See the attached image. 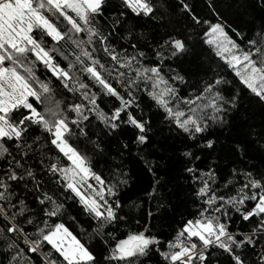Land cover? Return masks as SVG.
I'll return each mask as SVG.
<instances>
[{"label":"snow or ice","instance_id":"snow-or-ice-1","mask_svg":"<svg viewBox=\"0 0 264 264\" xmlns=\"http://www.w3.org/2000/svg\"><path fill=\"white\" fill-rule=\"evenodd\" d=\"M180 3L184 11L192 12L184 0ZM260 3L264 6V0ZM109 4L110 0H0V138L18 150H31L41 139L36 136L32 145L26 144L32 129L47 134L48 144L67 162L50 163L47 171L57 176L65 198L78 202L82 213L95 221L91 237H100L106 244L108 238L114 240L102 264H133L153 247L164 264H207L206 253L213 246L228 253L234 264H244L242 255L234 250L254 245L257 238L264 239V171L254 174L233 168L231 175L243 177L244 183L229 179L222 186V194L213 187L216 171L209 168L197 176L195 168L186 167L184 171L199 185L192 194L202 203L194 218L181 221L182 227L166 245L148 233L147 224L121 234L122 238L107 232V227L126 222L127 215L120 214L124 205L117 193L128 181L119 173L115 182L106 180L75 146L80 137L87 139L90 135L91 121L85 113L94 115L111 133L130 128L133 142L144 145L149 141L151 116L145 118L147 105L141 104L138 93L147 96L165 121L193 141L208 131L209 122L224 125L226 113L237 106V95L227 98L218 90L223 83L220 78L205 81L188 95L178 92L175 83H186L185 77L165 64L187 52L181 38L169 36L152 56L136 51L135 44L131 45L132 54L118 51L96 21ZM120 8L124 11L110 17L111 31L117 33L122 28L128 30L124 21L129 14L138 18L154 12L151 0H120ZM191 20L207 26L203 43L243 88L264 103V20L252 38L236 28H231L230 35L226 30L230 26L200 20L195 14ZM40 68L46 77L38 74ZM98 97L111 102L107 110ZM73 126L78 129L75 134ZM214 145L215 141L205 140V147ZM239 149L237 145L234 150ZM19 154L23 158L27 152ZM192 155L191 151L183 153L188 158ZM8 156L9 148L0 142V158ZM29 180L33 185L30 190ZM40 184L22 159L13 157L0 169V241L8 250L16 251L12 260L19 258L31 264L27 256L31 253L38 255L42 264H57L52 258L55 253L60 264H97L93 251L61 222L64 204L42 192ZM232 187L234 193L227 194ZM29 191L35 193L31 201L35 207L29 206L25 195ZM154 192L155 185L146 195L153 197ZM233 213L252 225L250 231H229L225 221H231ZM54 218L56 222L50 223ZM45 245L50 251H41ZM259 259L264 264V254Z\"/></svg>","mask_w":264,"mask_h":264},{"label":"trees","instance_id":"trees-1","mask_svg":"<svg viewBox=\"0 0 264 264\" xmlns=\"http://www.w3.org/2000/svg\"><path fill=\"white\" fill-rule=\"evenodd\" d=\"M151 2L154 12L150 17L141 15L134 18V14H129L128 19L124 21L128 30L122 28L117 33L111 31L110 17L124 10L120 8V0H110L104 14L96 17L104 34L110 35V44L118 51H126L128 54L133 53L131 45L135 44L138 45L136 51L152 56L157 46L163 44L169 36L183 39L187 44V52L178 58L167 60L165 64L166 68H174L185 77L186 83H175L178 92L188 95L194 89L201 88L205 81L220 78L223 83L218 90L227 98L237 95L236 108L226 113L224 125H212L209 122L208 131L201 134L202 138L193 141L165 121L163 115L148 101L147 96L138 93V96H142L141 104L147 105L144 107L145 118L151 116L149 141L146 144H135V137L130 128L111 133L102 123L95 120L94 115L85 113L91 121L88 125L90 135L87 139L80 137L75 146L88 158L93 170L101 173L106 180L115 182L116 173H119L121 178L128 181L117 193L124 205L120 214L127 215L126 222L107 227V232H114L116 238H122L121 234L126 235L129 230H140L147 224L148 233L157 236L166 245L167 240L172 239L182 227L181 221L194 218L202 203L192 194L199 185L191 178V174L184 171L186 167L195 168L197 176L201 171L207 172L212 168L217 173L213 187L222 194L225 193L222 186L229 179L237 184L244 183L243 177L231 175L233 168L254 174L264 171V103L243 88L232 71L203 43V31L207 30V26L193 23L191 15L195 14L200 20L230 26L226 29L230 35L231 28H236L252 38L257 35L259 25L264 20V6H261L260 0H184L192 10L188 13L183 10L180 0ZM246 44L247 41H244V45ZM99 55L103 62V54ZM38 74L42 77L47 75L42 68L38 69ZM98 100L106 110L110 107L111 102L106 98L98 97ZM77 131L76 126H73L74 134ZM36 136L41 139L31 150L27 147L18 150L14 144L0 138V142H4L11 152V156L0 158V169L5 168L7 161L13 157L22 159L24 167L30 168L35 174V179L41 182V191H47L50 196L64 204L61 222L93 251L97 264H102L104 256L108 254V247L114 244V240L108 238L109 242L106 244L100 237H91L92 229L96 227L95 221H91L82 213L78 202L65 198L64 190L57 183V176L47 171L50 163L63 165L67 162L59 158L57 151L48 144L47 134L39 128L32 129L26 138V144L32 145ZM206 139L215 141L214 147H205ZM125 144L128 145L127 148L124 147ZM237 145L240 149L234 150ZM21 151L27 152L26 157L20 156ZM185 151H191L192 157L183 156ZM149 168L152 170L149 171ZM154 185V195L149 197L146 193L151 192ZM32 187L29 180L28 189ZM234 191L235 187H232L227 194L231 195ZM25 195L29 206L35 207L31 203L35 193L29 191ZM148 213H151V216ZM232 216L231 221H225L229 231L237 234L250 231L252 225L240 220L238 214L233 213ZM55 222V218L50 221ZM2 226L0 222V227ZM27 230L34 231L33 228ZM41 251L48 252L50 248L45 245ZM234 251L242 255L244 264H261L259 256L264 254V239L257 238L254 245ZM14 256L16 251L8 250L5 243L0 241V264H24L19 258L13 261ZM27 256L31 257V264H42L38 255L29 253ZM206 257L207 264H234L228 253L215 246L207 251ZM52 258L57 259V264H60L57 254L53 253ZM140 262L164 264L155 247L133 264Z\"/></svg>","mask_w":264,"mask_h":264}]
</instances>
